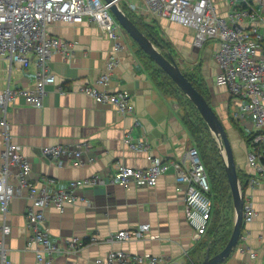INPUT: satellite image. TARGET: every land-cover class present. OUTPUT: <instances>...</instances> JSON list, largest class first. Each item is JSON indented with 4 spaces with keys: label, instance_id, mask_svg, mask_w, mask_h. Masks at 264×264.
<instances>
[{
    "label": "crops",
    "instance_id": "crops-1",
    "mask_svg": "<svg viewBox=\"0 0 264 264\" xmlns=\"http://www.w3.org/2000/svg\"><path fill=\"white\" fill-rule=\"evenodd\" d=\"M215 2L220 12L225 13L224 1ZM118 4L120 7L125 4L141 15L145 23L159 29L162 38L178 53L175 59L183 70L185 61L188 66L198 69L208 90L209 102L226 129L236 170L241 173L242 181H247L244 200L250 201L256 211L252 221L243 224L235 249L219 264H262L264 172L258 173L247 162L250 151L247 138L255 131L251 118L235 119L233 113L237 100L226 86L214 82L219 71L215 59L218 42L208 41L203 47L206 41L201 47H194L192 28L152 14L144 0H120ZM255 7L264 12L261 5L256 4ZM242 23L248 27V19ZM258 31L262 35L258 50L260 56L264 55V25L258 24ZM47 34L72 45L67 56L55 53L48 60V71L54 75L55 83L46 88L41 108L28 105L20 97L7 106L6 113L11 139L22 147L23 154L30 161V181L37 185L46 181L50 188L62 189L66 188L68 181L94 173L113 175L120 164L145 168L149 163L148 153L162 160L179 159L189 147L195 146L178 102L156 86L150 71L137 55L132 38L124 29V47L118 52L120 62L112 70L107 89L129 92L134 105V113L130 115H120L113 106L95 102L81 90L106 70V62L112 56L113 42L102 35L95 24L57 21L48 25ZM30 59L27 67L17 63L9 65L8 60H0V92L7 86L16 89L33 85L37 67L33 55ZM126 133L145 142L148 152L132 151L125 145L122 139ZM84 141L89 147L81 156L82 165L67 160L58 165L41 153L45 145L76 147ZM2 143L0 133V153ZM175 176V171L170 169L157 178L153 187L133 183L127 186L114 183L79 187L75 191L79 198L74 203H66L61 211L52 206L46 208L42 227L52 242L61 245L72 235L85 240L93 236L96 240L74 255H56L52 264H96L94 259L102 258L110 250L162 256L165 258L162 264H186L206 236L204 233L198 240L192 238L193 229L184 218L183 197L187 185L178 184ZM250 179H256L258 183L250 185ZM29 203L27 193L23 192L12 198L7 207L11 232L5 243L10 264H42L36 260L34 248L27 246L30 230L26 226L24 212ZM211 220L210 217L209 225ZM139 224L149 226L142 239L107 240L114 232L132 229ZM240 245L255 251L256 257L251 258L249 253L240 251Z\"/></svg>",
    "mask_w": 264,
    "mask_h": 264
},
{
    "label": "built area",
    "instance_id": "built-area-1",
    "mask_svg": "<svg viewBox=\"0 0 264 264\" xmlns=\"http://www.w3.org/2000/svg\"><path fill=\"white\" fill-rule=\"evenodd\" d=\"M147 9L154 15L175 21L194 30L192 44L201 47L206 41L215 39L218 48L215 59L218 73L214 82L226 86L237 100L234 118L249 116L254 124L247 154V162L258 173L264 172V55H258L262 35L258 24L264 25V0H223L226 11L220 14L215 0H144ZM111 3L105 0H0V60L6 59L9 65L17 63L27 67L33 55L37 67L35 81L29 88L11 89L8 86L0 92V133L3 139L0 164V264H10L5 239L11 232L7 222V207L12 198L27 193L29 205L24 212L26 226L30 230L27 246L34 248L39 263L52 264L56 255H74L87 244L96 242L72 235L61 245L49 239L42 227L44 210L50 206L63 210L66 203L78 200L75 194L79 187L111 185L120 183L127 186L153 187L157 178L173 169L176 182L187 185L184 200V218L193 229L192 238L198 240L207 230L212 215V201L208 195L210 182L198 149L189 147L179 159L162 160L150 153L145 168L118 165L113 175L101 176L94 173L81 179L68 181L66 188L52 189L46 181L40 185L30 181V161L23 154L22 147L10 136L6 119L7 106L16 98L30 106L41 108L46 88L55 83V77L48 71V60L55 53L67 56L71 43L47 34V27L54 22L95 24L101 34L110 39L112 56L106 62V70L94 82L82 87V92L95 102L109 104L120 115L134 113L131 95L126 90L108 91L112 70L120 62L118 52L124 47L123 29L110 10ZM248 19V27L242 21ZM61 91V87H59ZM132 151H147L142 140L133 139L126 133L122 139ZM89 144L82 142L76 147L64 144L45 145L43 156L60 165L64 160L82 165V154ZM256 185V179L248 181ZM81 200L83 198L81 197ZM256 211L250 201L243 204V223L252 221ZM149 226L139 224L132 229L118 230L108 237V241L130 240L145 237ZM239 250L256 257L255 251L240 245ZM165 258L151 254L128 253L123 250H110L102 258L94 259L96 264H162ZM264 264V247L262 255Z\"/></svg>",
    "mask_w": 264,
    "mask_h": 264
},
{
    "label": "trees",
    "instance_id": "trees-1",
    "mask_svg": "<svg viewBox=\"0 0 264 264\" xmlns=\"http://www.w3.org/2000/svg\"><path fill=\"white\" fill-rule=\"evenodd\" d=\"M124 12L135 23L141 32H143L151 41L160 46L165 54L169 51L175 58L171 45L166 42L160 35L156 26L148 25L142 20L141 15H137L127 8L125 4H121ZM132 43L136 48L137 55L150 71L156 86L164 93L178 102L180 106L182 119L190 132L195 147L198 149L204 167L206 169L210 182V191L208 195L212 200L211 223L205 232L206 240L196 246L192 257L186 264H199L202 259L203 252L208 248L209 255L212 256L221 250L226 244L233 225V201L231 190L227 181V175L224 170L221 155L216 145V141L210 133L206 123L200 116L193 103L183 94L176 83L162 70L152 58L146 54L139 45L132 39ZM181 72L192 83L195 89L202 94L205 100L210 104L208 98V90L203 79L195 67L190 71L181 68ZM252 135L247 138L249 143ZM242 191L245 189L247 181H242L240 172L237 171ZM245 176V175H242ZM242 231V229H241ZM219 264V263H218Z\"/></svg>",
    "mask_w": 264,
    "mask_h": 264
},
{
    "label": "water",
    "instance_id": "water-1",
    "mask_svg": "<svg viewBox=\"0 0 264 264\" xmlns=\"http://www.w3.org/2000/svg\"><path fill=\"white\" fill-rule=\"evenodd\" d=\"M105 1L111 3L110 10L126 33L162 70L167 73V75L181 89L183 94L193 103L216 141L231 190L233 201V225L230 236L224 247L212 256L209 255L207 248L205 256L199 264H218L230 256L235 249L240 239L241 229L244 224V193L241 189L240 180L236 170V163L226 129L212 105L205 100L202 94L195 89L192 83L181 72L178 63L172 54L169 51L164 54L159 48L160 46L156 45L139 30L135 23L119 6L118 2L120 0Z\"/></svg>",
    "mask_w": 264,
    "mask_h": 264
},
{
    "label": "rangeland",
    "instance_id": "rangeland-1",
    "mask_svg": "<svg viewBox=\"0 0 264 264\" xmlns=\"http://www.w3.org/2000/svg\"><path fill=\"white\" fill-rule=\"evenodd\" d=\"M217 7V6H216ZM217 9H218V11H219V13L220 14H222L221 12H220V10H219V8L217 7ZM209 42L210 41H216L215 39H210V40H208ZM208 41L203 45V47L204 46H206L207 45V43H208ZM211 43V42H210ZM172 48V47H171ZM172 50H173V52H174V55H175V57H176V54H178L173 48H172ZM176 60V59H175ZM186 64V65H185ZM185 64H184V66H185V68H184V70L185 71H188V72H190L194 67H193V65H187V64H189V63H187L186 61H185ZM179 65V64H178ZM179 67H180V65H179Z\"/></svg>",
    "mask_w": 264,
    "mask_h": 264
}]
</instances>
